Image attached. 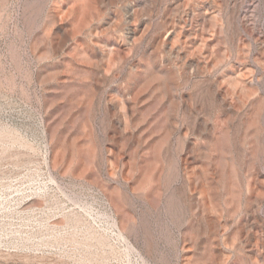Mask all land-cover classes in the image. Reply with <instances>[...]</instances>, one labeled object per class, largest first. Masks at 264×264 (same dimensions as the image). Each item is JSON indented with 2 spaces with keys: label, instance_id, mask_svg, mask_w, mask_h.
<instances>
[{
  "label": "rangeland",
  "instance_id": "374dc122",
  "mask_svg": "<svg viewBox=\"0 0 264 264\" xmlns=\"http://www.w3.org/2000/svg\"><path fill=\"white\" fill-rule=\"evenodd\" d=\"M261 18L264 0H0V264L253 262ZM231 43L256 104L224 96Z\"/></svg>",
  "mask_w": 264,
  "mask_h": 264
},
{
  "label": "bare ground",
  "instance_id": "6f19581e",
  "mask_svg": "<svg viewBox=\"0 0 264 264\" xmlns=\"http://www.w3.org/2000/svg\"><path fill=\"white\" fill-rule=\"evenodd\" d=\"M202 12L200 14L201 17L205 15L206 11L203 13ZM262 20L263 19L261 18V25L264 28V22H262ZM242 29L244 32L251 34V29L248 25L242 24ZM196 37H199L202 45L204 44V42L207 43L209 39L210 40L212 39V37L209 38V37H206V35L204 37L203 35H199V33L196 34ZM254 37H255L256 42H258L259 45L263 46L261 55H264V36L255 35ZM230 42H231V38L229 40V43ZM253 58H254V63L257 65V67H259V70L264 71L263 70L264 63H262L264 59L261 57H253ZM217 67L218 68L224 67L223 68L224 73L222 75L221 82L224 85V96L228 102L232 103L233 105L239 104L242 106H247V105H250V104H253L259 101L260 94H259L257 83L259 82L261 77L256 76V69L250 65L249 56L247 55L246 52H244L240 44H238L235 50L232 48V43H231V47L229 46L226 47L222 55L216 59V62L213 65V68H217ZM253 136L255 137V133L253 134ZM250 149H251L250 150L251 156L257 152L258 147L256 144V139L253 142V146ZM254 177H255V174H254ZM244 201L245 202H248V201L259 202V204H261L260 205L261 208L264 210V179L263 178L261 179V178L256 177L253 179L250 178L248 180L247 184L245 185ZM240 206H242V203ZM261 231H262L261 225L254 224L253 227L249 229V235H250L249 246H247L246 249L243 250L241 249V245L237 244L236 251L240 254L243 253L242 256L244 255L245 252H249L254 255L253 262L251 263L247 262V263H241V264H264V250H263V241H262L263 239L261 236ZM117 235H119L122 239H124L122 232L120 230ZM125 242L127 243L126 240ZM237 264H240V263H237Z\"/></svg>",
  "mask_w": 264,
  "mask_h": 264
}]
</instances>
